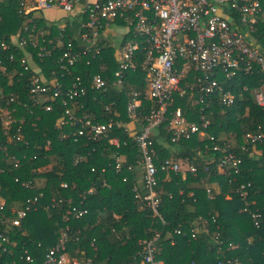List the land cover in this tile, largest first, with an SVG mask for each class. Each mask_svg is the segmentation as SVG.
<instances>
[{"label": "trees", "instance_id": "trees-1", "mask_svg": "<svg viewBox=\"0 0 264 264\" xmlns=\"http://www.w3.org/2000/svg\"><path fill=\"white\" fill-rule=\"evenodd\" d=\"M31 14L19 13L15 1L0 3V38L8 41L10 34L26 24L44 30L42 45L51 48L54 42L50 39L59 35V20L48 21L43 15L30 20ZM259 36L264 45V37ZM101 45L102 51L92 63L80 62L72 68L85 82L91 72L100 71V64L104 63L108 72L116 69L114 46ZM49 62H45V69ZM1 65L6 66L5 70ZM14 68L18 70L16 74L11 72ZM21 71L22 65L11 63L0 54V107L14 108L15 118L23 116L25 119L22 140L3 135L0 122V199L4 201L0 207V234L7 237L6 241L0 239V264H43L44 253L56 242L58 231L65 226L71 230L67 242L69 255L81 260L92 258L94 264H125L139 260L143 245L138 240L158 231L160 237L156 245L163 264H220L225 258L237 259L238 264H264V224L260 228L253 226L248 215L240 211L243 201L233 192V182L228 183L232 176L239 181H251L248 198L255 199L256 206L264 212V142L257 146L261 153H242L240 175L228 174L218 169L217 162L222 154L213 150L206 138L199 140L192 135L173 143L170 130L166 126L159 127L158 133L151 137L155 164L159 166L171 154L187 158L195 167L194 172L185 174L159 171L156 192L160 199L159 211L167 222L162 225L148 208L140 207L142 201L132 191L135 173L126 168L121 172L114 169L116 156H120L126 166L140 169L141 155L135 139L119 127L108 131V137L118 136V147L110 145L106 137L93 139L84 135L77 140L70 135L62 137L64 132L69 133L75 127L56 124L61 115L59 98L53 100L52 111H45L31 99L30 73ZM126 77L127 82L121 88L109 87L107 91L90 92L79 98L82 110L93 114L98 121L111 117L130 124L125 113L126 102L132 97L133 89L144 87V72L129 70ZM263 78L262 75L242 76L233 85L225 81L223 85L230 86L238 95L236 102L230 106L214 102L201 111L210 119L207 132L220 138L215 139L219 145L231 143L230 135L241 143L242 134L255 130L264 117V110L255 104L250 93ZM242 85H247L248 90L238 94ZM10 94L14 101L6 105ZM153 105L152 101L143 99L139 117L143 118ZM177 106L188 119L199 120L201 106L194 105L189 95L175 94L169 109ZM16 125L12 126L11 133ZM13 155L20 158L17 167L10 159ZM77 155L82 159L75 161ZM124 176H127L125 181L122 180ZM207 182L217 183L220 191L212 190L209 196ZM92 186L94 192L87 193ZM73 206L87 207L88 212L74 218L66 214ZM22 208L26 210L22 226H12L14 209ZM200 215L207 220L208 231L192 238L189 235L192 222ZM175 229L186 234H176ZM249 237H252L251 243H248ZM26 255L31 261L25 259Z\"/></svg>", "mask_w": 264, "mask_h": 264}, {"label": "built area", "instance_id": "built-area-1", "mask_svg": "<svg viewBox=\"0 0 264 264\" xmlns=\"http://www.w3.org/2000/svg\"><path fill=\"white\" fill-rule=\"evenodd\" d=\"M6 1L9 0H0V3ZM12 1H15L19 13H32L30 20L42 16L45 9L68 12L58 19L61 21L57 23L59 35L50 39L54 42L51 48L47 44L42 45L46 35L44 30L25 24L10 34L8 41L0 38V54L11 63L18 62L23 71L30 73L28 89L31 99L45 111H52L53 100L59 98L61 115L56 119V124L75 127L69 133L64 132L62 137L70 135L74 140L84 135L93 139L106 137L110 145L118 147V136L108 137V131L119 127L135 139L141 153L138 160L141 178L134 183L132 191L142 201L140 207L148 208L162 225L167 222L159 211L160 199L156 192L159 171L183 170L180 162L172 159H164L159 166L155 164L151 139L155 127L165 123L172 142L195 134L206 138L211 148L222 154L217 162L218 169L228 174H241L242 153H261L257 146L264 142V117L255 130L242 134L241 143L236 141L234 135H230L228 139L231 143L219 145L215 142L219 138L207 132L210 119L201 111L214 102L224 106L236 102L238 95L230 86L223 85L225 81L233 85L242 76H264V45L259 36L264 37V0ZM261 28L262 34L259 32ZM114 29L122 32L118 47L114 50L116 69L108 72L106 65L100 64V71L91 72L88 82H85L80 75L73 73L72 68L80 62L92 63V59L102 51L101 44L109 42V34ZM126 35L129 37L125 38ZM4 51H8V54H4ZM47 60L50 62L45 69ZM5 67L1 65V69L5 70ZM137 69L144 71L145 85L142 92L132 90V97L126 102L125 113L130 124L122 120L115 121L111 117L98 121L93 114L82 110L79 98L90 95V92L107 91L109 87L121 88L126 83L127 71ZM12 70L13 74L18 72L15 68ZM246 90L248 86L242 85L238 94ZM250 93L255 104L264 110V78ZM175 94L181 97L187 94L193 104L201 106L198 121H187L180 107L169 110ZM12 95H9L6 105L14 101ZM143 99L152 101L155 106L150 107L148 113L140 118ZM14 110L0 107L2 133L12 139L22 140L25 119L23 116L16 119ZM14 125L16 129L11 133ZM10 159L14 167L19 166V157L13 155ZM81 159L79 155L74 158L75 161ZM114 167L116 172L124 168L136 172V168L129 164L126 166L120 156L116 157ZM186 170L194 172L195 167L187 164ZM126 177L122 180L125 181ZM231 182L233 192L243 201L240 211L248 215L255 228H260L264 224V212L256 206L255 199L248 198L252 182L239 181L236 176L229 178L228 183ZM61 185L66 186L65 183ZM93 191L91 187L87 193ZM211 191L206 184V192L211 195ZM226 197L229 195L226 194ZM3 205L4 201H1L0 207ZM87 212V207L73 206L67 209L66 214L80 218ZM14 213L11 225L21 227L26 210L17 209ZM70 231L68 226L58 231L56 242L44 253L43 264H94L92 258L81 260L69 255L67 242L71 237ZM207 231V220L199 216L190 228L189 235L194 238L200 232ZM174 232L186 234L181 229H175ZM159 237L158 231L149 238L139 239L138 243L143 245L140 259L125 264H163L156 245ZM0 239L6 241L7 237L0 234ZM251 241L252 237H249L248 243ZM218 253H221L220 250ZM25 259L31 261L29 255ZM236 260L225 258L219 263L238 264Z\"/></svg>", "mask_w": 264, "mask_h": 264}, {"label": "crops", "instance_id": "crops-1", "mask_svg": "<svg viewBox=\"0 0 264 264\" xmlns=\"http://www.w3.org/2000/svg\"><path fill=\"white\" fill-rule=\"evenodd\" d=\"M121 34H122V32L120 31V30H118V31H116V30H113L112 31V33L111 34H109V38H108V41L109 42H106V43H109V44H113L112 46H114V48H117L118 47V44H115L114 43V40H112L111 38L112 37H116V36H118V38H120L121 37ZM119 43V42H118ZM115 50V49H114ZM141 70V69H140ZM142 71V70H141ZM142 72H144V71H142ZM143 81H144V85H145V73H144V77H143ZM188 81L190 82L191 81V78H189L188 79ZM126 82H127V78H126ZM134 90V89H133ZM144 90V87L142 88V90L141 89H139L138 91H143ZM194 105H197V104H194ZM198 106V105H197ZM177 107H180V106H177ZM176 108V107H175ZM174 108V109H175ZM181 108V107H180ZM173 109V108H172ZM173 109V110H174ZM170 110V109H169ZM173 110H170V111H173ZM182 110V109H181ZM183 112V111H182ZM184 114V116H185V118H186V120L187 121H195V120H190V119H188V117H187V115L185 114V113H183ZM161 126H163V127H165L166 126V124L165 123H163V124H160V125H158L157 127H155L153 130H152V135H155V134H157L158 133V128L159 127H161ZM152 135H151V137H152ZM196 135V134H195ZM197 136V138L199 139V140H203V137L202 136H199V135H196ZM222 137L223 138H225L224 137V135H222ZM219 140H220V138H219ZM170 142H172L171 140H170ZM177 142V141H176ZM176 142H173V143H176ZM114 146V145H113ZM140 151V150H139ZM140 155H141V153H140ZM117 157V156H116ZM122 157H123V155H122ZM141 158V157H140ZM164 159H172V160H175V161H179L180 162V164H181V168H182V172H180V173H182V174H185V172H187L188 170H186L187 169V164L188 165H191L189 162H188V160H187V158H176V157H174L173 155H169V157H167V158H164ZM163 159V160H164ZM115 160H116V158H115ZM116 163V162H115ZM115 166V165H114ZM115 168V167H114ZM123 171V170H122ZM116 172V171H115ZM170 172V171H169ZM171 172H173V171H171ZM135 173V183L136 182H139L140 181V178H141V171L140 170H136V172H134ZM201 181H203V179H201ZM103 184L104 185H106V182H103ZM210 188H211V190H216V191H220V189H219V186L217 185V183H215V182H207L206 183ZM108 186V185H107ZM93 188H94V186H92ZM91 188V187H90ZM95 189V188H94ZM94 192V191H93ZM212 192V191H211ZM208 194V193H207ZM209 196H210V194H208ZM227 198V197H226ZM14 211H15V209H14ZM200 217H202L201 215H200ZM198 218H199V216H198ZM197 218V219H198ZM196 219V220H197ZM195 220V221H196ZM166 221V220H165ZM195 221H193L192 222V225L194 224V222ZM116 237H119V235L118 234H116L115 235ZM124 239V238H123Z\"/></svg>", "mask_w": 264, "mask_h": 264}, {"label": "rangeland", "instance_id": "rangeland-1", "mask_svg": "<svg viewBox=\"0 0 264 264\" xmlns=\"http://www.w3.org/2000/svg\"><path fill=\"white\" fill-rule=\"evenodd\" d=\"M68 14L66 11H61L60 9H45L42 11V15L48 20V21H55L58 19H61V16ZM61 23V21H58ZM115 30V29H114ZM112 40H114L115 44H118L119 38L118 36L112 37ZM47 169V168H44ZM40 182V181H39ZM226 197V196H225ZM3 201V199H0V202Z\"/></svg>", "mask_w": 264, "mask_h": 264}]
</instances>
